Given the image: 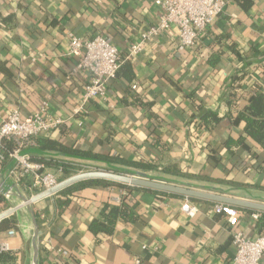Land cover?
<instances>
[{
    "label": "crops",
    "instance_id": "0c3cea01",
    "mask_svg": "<svg viewBox=\"0 0 264 264\" xmlns=\"http://www.w3.org/2000/svg\"><path fill=\"white\" fill-rule=\"evenodd\" d=\"M254 1L257 6L244 12L228 0L213 25L197 39L195 50L178 49V29L172 25L147 42L143 52L125 59L143 29L157 21L160 11L154 0H0V121L14 105L28 116L45 102L48 115L60 117L64 124L41 136L51 134L68 145L109 150L129 160H155L183 173L218 174L208 158L216 153L225 178L234 176L262 197L264 176L249 162L239 171L230 170L234 159L220 147L242 125L218 135L195 127L200 106L215 109L221 116L234 96L225 81L236 70L227 46L264 50V0ZM69 31L82 39L94 34L108 38L134 74L130 82L110 80L106 98L90 100L85 114L74 112L85 77L73 71L76 57L68 53ZM221 34L229 38L221 45L219 71L213 74L205 60L218 48L215 40ZM247 76L257 77L254 73ZM260 80L264 84V78ZM135 83L138 86L132 89ZM106 137L110 143L101 144L100 139ZM33 147L23 152L33 157ZM10 160L9 165H0V192H12L0 204V212L17 206L13 214L19 229L9 238L6 231L0 232V243L6 241L5 251L16 256V264H31L33 225L20 196L29 198L40 190L32 187L30 196H25L19 180L8 174L14 166ZM47 169L59 179L60 172ZM212 185L231 188L228 183ZM121 191H126L125 202L135 218L118 219L109 234H93L90 222L99 218L105 204H118L114 199ZM51 196L32 204L42 220L44 237L51 240V252L43 254L45 264H228L234 255L227 217L216 212L209 200H189L197 208L191 217L181 211L187 197L134 186L125 190L90 185L73 193L62 210L55 208ZM252 212L256 211H244L236 226L248 238L263 234Z\"/></svg>",
    "mask_w": 264,
    "mask_h": 264
},
{
    "label": "trees",
    "instance_id": "16d2710c",
    "mask_svg": "<svg viewBox=\"0 0 264 264\" xmlns=\"http://www.w3.org/2000/svg\"><path fill=\"white\" fill-rule=\"evenodd\" d=\"M233 2L244 12L254 9L257 6L254 0H233ZM228 38V35H219L215 40L218 48L214 52H211L205 60L207 65L211 67L213 74L219 71V65L221 63L220 55L223 51L221 45L225 44L224 42ZM227 48L231 52L236 70L234 73L227 75L225 81L231 86L234 91V96L232 99H229L228 108L221 116H219L215 109L205 107L204 105L200 106L195 118V120H197L195 127L198 129L205 128L210 133L218 135L226 128L231 130L232 128H238V126L242 125L237 134H228L222 141L220 147L229 152L234 159L232 163H230V170L239 171L243 164L249 162L250 166H252L258 174L264 176V158L260 157L262 153L264 154V84H262V80H260V78H264V50L246 51L240 46L235 47L233 43H230ZM251 73H254L257 77L249 79L247 75ZM133 77L134 74L131 64L124 61L114 79L122 78L130 82ZM100 141H104L100 143L105 145L110 143L108 137L100 139ZM5 144L7 152L4 153V158L0 161L2 167L10 164L11 160L8 157V152L12 151L14 147V143L11 141H6ZM155 145L160 147L158 142ZM34 146H36V148L33 147L32 149V155L34 156H31V159L43 162L47 168L51 167L56 171L60 169L59 181L76 173V167L71 165L69 160H77L90 164L97 170H112L119 173H130L165 182L168 181L184 186L187 185L202 190L205 189L222 195L235 193V195L240 197L245 196L251 200L264 202V196L254 195L252 192L248 191L249 184L235 181L234 176L224 177V166L219 164L216 153L208 155V158L211 159L210 164L214 166L218 172V174L214 175L205 170L197 173H183L172 165L163 167L155 160L146 162L134 161L121 157L116 152L113 153L109 150L97 151L94 148H84L83 146L70 143L68 145L62 142L58 137H53L51 134L36 137ZM148 170H151V173H146ZM19 182L20 190L25 196L29 197L32 189V181H30L27 176H23L19 179ZM212 183H228L231 188L222 189L214 187ZM90 185H109L125 190L130 188L129 185L111 180L89 179L80 181L51 196L55 208L62 210L67 207L70 204V196L73 193L81 188L89 187ZM143 190L153 191L160 195H174L167 192L150 190L149 188H143ZM233 191L236 192L233 193ZM188 199L195 200L194 198ZM3 200V193L0 192V204L4 202ZM235 208L240 214H243L244 211H253L246 208ZM260 214L258 224L261 226L263 232L264 212ZM34 215L35 219H37L38 229L40 231L38 264H45V257L43 254L51 252L50 246L42 232V220L39 218L37 212L34 211ZM134 218L133 210L125 200L118 204H105L101 209L99 218L93 219L90 222L89 231L93 234H97L98 232L109 234L113 231L118 219L128 221ZM10 229H19L18 220H16L14 214L0 221V232ZM0 264H16V256L9 251L2 250L0 251Z\"/></svg>",
    "mask_w": 264,
    "mask_h": 264
},
{
    "label": "built area",
    "instance_id": "2783aa9c",
    "mask_svg": "<svg viewBox=\"0 0 264 264\" xmlns=\"http://www.w3.org/2000/svg\"><path fill=\"white\" fill-rule=\"evenodd\" d=\"M228 0H154L159 7V16L154 24L148 25L140 33L137 42L129 46L125 59H130L143 52L145 44L153 38L160 37L163 32L175 25L178 29V49L195 50L197 39L213 25L219 15L223 12ZM69 54L76 57L74 72L81 73L85 77L82 87L80 105L74 109L76 114H85L86 107L92 99H105L108 83L117 74L121 67L122 55L116 45L111 43L101 34H94L89 38L82 39L69 31ZM132 85V89L137 88ZM49 104L43 102L39 109L28 116H24L20 106H12L10 112L0 121V161L7 152L5 142L14 143L8 157L14 160V166L8 174L18 181L23 176H30L32 187L41 191L50 189L58 182L55 172H50L43 162L32 160L30 155L23 151L35 145V138L49 133L51 130L64 124L60 117L48 115ZM76 167V173L97 170L92 165L77 160H69ZM60 172V169L56 171ZM75 173V174H76ZM38 192V193H39ZM12 192L7 191L3 195L8 200ZM126 191L115 197L117 203L126 198ZM214 210L227 217V223L232 234L234 255L228 264H263L264 257V231L256 238H248L245 233L236 228L243 214L228 204L216 203ZM181 211L193 217L197 212L196 206L185 199ZM251 217L258 220L260 214L252 212ZM17 231L10 229L6 231V237H14ZM5 237V238H6ZM51 240H47L49 244ZM7 247L6 241L0 243V251ZM61 252L60 249H58ZM139 263V260H137Z\"/></svg>",
    "mask_w": 264,
    "mask_h": 264
},
{
    "label": "water",
    "instance_id": "95a60500",
    "mask_svg": "<svg viewBox=\"0 0 264 264\" xmlns=\"http://www.w3.org/2000/svg\"><path fill=\"white\" fill-rule=\"evenodd\" d=\"M89 179H102V180H111L117 183H121L124 185H130L134 187L140 188H149L156 191H161L164 193L176 194L179 196L201 199V200H209L214 203L220 204H228L237 208H246L251 209L256 212H264V202L252 201L245 198H236L233 196H229L226 194H218L207 190L198 189L195 187L180 185L173 182L161 181L157 179H152L140 175H134L130 173H119L112 170L104 171V170H89L88 172L76 173L71 175L70 177L60 180L56 185L52 186L50 189L41 191L32 195L29 198L20 196L22 201V206H25L30 214V218L32 219L33 225V235H32V263H39V244H40V231L38 229L37 219H35L34 210L32 204L44 199L46 197H50L51 195L70 187V185L80 182L86 181ZM17 206H13L4 211L0 212V221L4 218L11 216L14 211L17 209Z\"/></svg>",
    "mask_w": 264,
    "mask_h": 264
},
{
    "label": "bare ground",
    "instance_id": "6f19581e",
    "mask_svg": "<svg viewBox=\"0 0 264 264\" xmlns=\"http://www.w3.org/2000/svg\"><path fill=\"white\" fill-rule=\"evenodd\" d=\"M23 229V228H22ZM24 231V230H23ZM24 233V232H23ZM30 234V233H29Z\"/></svg>",
    "mask_w": 264,
    "mask_h": 264
}]
</instances>
